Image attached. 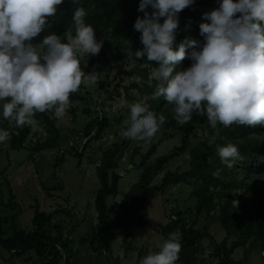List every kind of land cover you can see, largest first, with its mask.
Returning a JSON list of instances; mask_svg holds the SVG:
<instances>
[{
  "label": "trees",
  "instance_id": "obj_1",
  "mask_svg": "<svg viewBox=\"0 0 264 264\" xmlns=\"http://www.w3.org/2000/svg\"><path fill=\"white\" fill-rule=\"evenodd\" d=\"M138 3L139 0H79L78 5H75L72 0H63V3L57 6V13L49 18L40 38L55 33L61 36L63 41L65 32L71 31L74 35L72 11L76 6L84 8L85 22L92 25L97 39L103 40L99 53L87 56L88 71L97 73L96 78L99 79L95 62L115 64V74L109 86L112 88L113 97H118L120 89L126 90L128 79L135 74L147 79L148 69L157 66L156 62H149L146 57L137 61L134 57L130 58L131 51L142 48L140 33L133 29L136 17L143 16V13L137 11ZM217 7L218 0H195L194 5L181 10L178 14L174 47L185 38L202 39L198 27L201 22H206L202 20V14ZM148 10L151 11V8ZM128 40H131L130 45H127ZM132 63L135 64L130 68ZM142 65H147L148 68L139 69ZM189 65L190 61L185 58L177 65L176 70H183ZM99 84L100 88H103V83L99 81ZM133 86L137 87L135 83ZM155 88L156 81L153 79L150 84L143 83L141 92L150 96L146 102L149 108L165 116V123L160 130L178 134L180 143L170 153L156 158L153 163H149V159L167 136L150 147L138 165V181L130 187L115 209L107 207V199L117 194L120 176L115 170L122 155V144L114 143L101 152L100 162L95 168L99 184L93 199L96 223L91 225L88 233L92 252L95 253L96 259L103 254L111 258L110 239L113 231L123 232V240H132L130 229L142 227L147 222L144 212L147 199L163 194L171 186L187 185L191 188L190 195L195 202L193 222L187 226L183 216L178 213L171 216L166 225L157 229L163 240L169 233L179 235L181 247L176 264H247L245 257L234 261L232 254L238 248H244L246 255L253 251L264 253V126L233 124L225 128L218 124L213 129L205 116L195 113L190 121L179 124L173 118L171 104H167L162 96L152 98ZM32 116L46 127V137L28 147L26 141L31 133L30 123L18 127L14 121L0 118V128L9 133L8 138L0 142V150L6 141L10 151L24 149L39 153L56 147L60 130L53 119H50L46 110L35 112ZM110 126L106 117L92 119L84 127L83 137L90 139L94 136L99 139ZM198 132L201 133V139L192 145V140L198 136ZM227 143L234 144L240 153V159L234 163L233 168L222 164L216 153L218 145ZM184 154L188 156V170L167 171L158 184H153V180L163 172L169 162ZM76 157L79 160L82 158L81 155ZM90 162L94 163V160ZM216 169H220V172L214 177L212 173ZM2 182L7 188L8 197L4 201L0 194V207L16 212L18 203L15 201L11 185L7 179ZM236 191L240 192L238 196ZM233 200L238 201L236 207L232 204ZM55 214L54 210L46 213L35 206L30 231L18 230L16 214L10 217L0 214V247L11 254L12 258H23L33 252L39 264H80L72 248L71 239L63 235L59 223H54ZM200 217L218 221L225 232V238L215 245L211 255V258L216 259V263L206 262L198 257L199 242L204 237L203 231L196 227ZM4 225L7 226L6 230L10 231L9 237L3 229ZM230 239L232 241L228 244Z\"/></svg>",
  "mask_w": 264,
  "mask_h": 264
},
{
  "label": "clouds",
  "instance_id": "obj_2",
  "mask_svg": "<svg viewBox=\"0 0 264 264\" xmlns=\"http://www.w3.org/2000/svg\"><path fill=\"white\" fill-rule=\"evenodd\" d=\"M63 0H0V117L16 126L30 123L35 112L53 110L63 118L69 96L82 83L95 82L97 73L85 74L80 57L99 53L103 40L97 39L91 24L85 22V9L72 11L74 35L64 40L55 33L31 43L47 27ZM78 5L79 0H72ZM195 0H139L133 29L140 33L142 48L131 51L137 61L146 57L157 66L152 98L163 97L171 104L173 118L185 124L193 113L205 116L209 125L228 128L235 125L264 126V0H218V7L202 14L199 36L178 44L176 29L181 10ZM149 7L151 11H149ZM162 19V22L161 21ZM187 58L190 65L176 70ZM122 135L147 140L165 123V116L151 110L143 100L128 105ZM9 136L0 128V142ZM216 153L228 168L240 159L232 143L218 145ZM220 169L212 175L218 176ZM236 207L238 201L233 200ZM180 237L169 233L139 264H176ZM264 255V253H261Z\"/></svg>",
  "mask_w": 264,
  "mask_h": 264
},
{
  "label": "rangeland",
  "instance_id": "obj_3",
  "mask_svg": "<svg viewBox=\"0 0 264 264\" xmlns=\"http://www.w3.org/2000/svg\"><path fill=\"white\" fill-rule=\"evenodd\" d=\"M42 39L38 34L31 43L37 45ZM128 43L130 45L131 40L127 41V45ZM87 58L80 57L81 68L85 74L90 73L87 68ZM134 64H130V68ZM94 66L98 68L99 79L96 78L95 82L82 83L77 92L70 94L69 105L63 118L57 119L53 110H46L50 119H53L60 130V139L55 148L39 153L24 149L10 151L6 141L0 150V194L6 201L8 191L2 181L7 179L15 195V201L18 203L16 212L0 207V214L7 217L16 214L18 230L30 231L35 206L46 213L54 210L56 212L54 223L61 225L63 235L71 239L74 244L72 247L75 248L78 246L82 248L85 245L90 227L96 223L93 199L99 184L95 168L100 162L101 152L114 143L122 144V155L118 159V168L115 170V173L120 176L117 194L107 199V207L115 209L130 187L138 181L140 175L138 165L150 147L167 136L149 159L148 162L153 163L156 158L170 153L180 143L178 134L160 129L154 137L143 141L128 139L122 135L123 121L128 117V105L141 100L146 103L149 100L150 96L144 95L141 90L143 83L152 82L153 79L150 81L149 77L154 71L153 68L148 69L147 79H143L139 74L128 79L126 90L120 89V95L114 98L109 85L115 74V64L97 61ZM144 67L147 65H142L139 69ZM99 81L103 83V88H100ZM134 83L137 87L133 86ZM74 96L78 98H73ZM99 117L108 118L110 128L105 130L99 139H95L94 136L90 139L84 138L83 130L86 124ZM29 120L31 133L26 145L32 147L35 142L42 141L46 137L47 131L46 127L33 116L29 117ZM200 139L201 133L198 132V136L192 140V145ZM76 155H81V160ZM90 160H94V163ZM186 170H188V156L184 154L169 162L163 172L153 180V184H158L167 171ZM190 193V186L174 185L163 194L148 198L144 209L147 222L142 227L130 229L132 240H123L120 237L121 231H113L110 244L116 253L114 254L116 258L113 255L108 258L103 254L95 262L80 259L79 263L139 264L149 252L158 251L163 238L157 229L166 225L171 216L180 213L187 226L193 222L195 202ZM239 193L236 191L237 196ZM6 227L4 225L3 229L6 230ZM196 227L204 233L203 239L199 242L198 257L206 262L216 263V259L211 258V255L215 245L225 238L224 230L218 221L204 217L198 219ZM7 234L9 237L10 231H7ZM231 241L232 239L228 241V244ZM137 253L140 254L137 256ZM30 255L33 257V259L28 258L33 260L30 264H39L34 253L30 252ZM0 257L12 258V255L0 247ZM244 257L247 259V264H264V257L259 251L246 255L244 248H238L232 254L234 261Z\"/></svg>",
  "mask_w": 264,
  "mask_h": 264
},
{
  "label": "crops",
  "instance_id": "obj_4",
  "mask_svg": "<svg viewBox=\"0 0 264 264\" xmlns=\"http://www.w3.org/2000/svg\"><path fill=\"white\" fill-rule=\"evenodd\" d=\"M7 169H8V166H7ZM121 237V239H123V237H124V233L122 232V235L120 236ZM85 242V241H84ZM84 242H83V244H84ZM74 244H73V242H72V246H73ZM85 247V248H84ZM73 249H74V251H75V253H76V258H77V260H78V262H80V259H88V260H93L94 262H95V260H99V258L98 259H95V255L93 254V252H92V250H91V248H90V245H89V242H88V240H87V238H86V242H85V245L81 248L80 246H78V247H72ZM112 248V247H111ZM9 254V253H8ZM114 254H116V253H114V249H112V255L114 256V258H116L115 257V255ZM140 253H137V256L139 255ZM136 256V257H137ZM1 258V257H0ZM28 258H32L33 259V257L30 255V253H29V255L28 256H25V257H23V258H9V257H5V258H1L0 259V264H24V263H26V264H30V263H32V259L31 260H29ZM35 258V257H34ZM26 259H28V260H26ZM102 259V258H101ZM137 259H138V257H137ZM26 260V261H25ZM81 264V263H80ZM92 264V263H91ZM94 264V263H93Z\"/></svg>",
  "mask_w": 264,
  "mask_h": 264
}]
</instances>
